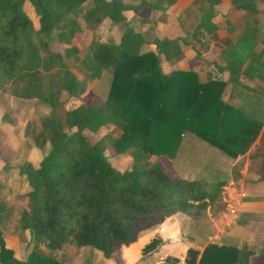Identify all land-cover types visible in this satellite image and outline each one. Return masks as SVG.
Returning <instances> with one entry per match:
<instances>
[{
	"label": "trees",
	"instance_id": "obj_1",
	"mask_svg": "<svg viewBox=\"0 0 264 264\" xmlns=\"http://www.w3.org/2000/svg\"><path fill=\"white\" fill-rule=\"evenodd\" d=\"M25 1L0 0V89L19 98L37 99L50 111L40 118L32 136L34 145L45 146L46 152L36 167L26 162L19 170L30 190L28 209L20 211L16 230L28 234L32 247L21 260L6 246L13 209L0 201V264H72L57 254L67 245L89 246L108 259L119 246L136 240L141 222L157 225L177 212L200 218L219 198L221 182L168 175L160 161H144L121 171L104 151L128 152L138 161L149 155L173 158L183 135L192 133L232 158L244 154L262 119L255 110L233 105L222 94L228 83L238 85L241 79L264 84V35L258 33L255 17L264 12V0H231L236 9L245 11V21L236 40L222 39L224 64L218 69L228 72L226 80L210 76L202 80L193 68L162 72L159 55L178 61L189 42L186 35L156 38L148 28L128 26L115 44L92 39L80 58L73 39L86 0H28L38 18L37 29L24 10ZM206 1L208 6L193 0L199 17L198 28L190 37L199 43L218 41L212 18L213 7L220 0ZM93 2L83 14L91 25L105 18L123 21L125 12L135 7L164 12L175 0ZM52 43L61 46L63 54ZM145 44L154 48L143 51ZM64 57L84 67L83 78ZM104 70L111 77L100 103H80L63 113L58 111L62 92L86 95L87 82L98 79ZM258 101L247 104L259 106ZM108 124L119 129L118 136L107 145L100 140L88 142L84 130L97 132ZM260 169L264 174V160ZM157 240L149 241L143 252L154 249ZM252 255L244 247L208 243L202 252L189 248L184 262L251 264ZM259 259L264 261V253Z\"/></svg>",
	"mask_w": 264,
	"mask_h": 264
},
{
	"label": "rangeland",
	"instance_id": "obj_2",
	"mask_svg": "<svg viewBox=\"0 0 264 264\" xmlns=\"http://www.w3.org/2000/svg\"><path fill=\"white\" fill-rule=\"evenodd\" d=\"M121 1L132 4L138 2V0ZM178 1L180 4L178 7H168L164 12L145 8V11L142 13L127 14L126 19L123 21L115 22L105 18L101 24L91 25L88 20H85L83 14L87 9L93 7L94 2L93 0H86L81 6V12L77 16L80 27L74 36L73 45L77 48L78 55L81 58L87 53L88 45L92 39L113 44L118 43L121 34L128 26L136 30L148 28L149 32L153 34L155 32L156 36L160 39L162 37H184L186 35V40L189 43L186 46L182 45L184 54L180 60H166L162 54L159 55L161 71L167 72L175 68H193L200 73L201 77H204V73H208V64L211 61L216 62V58L218 59V49L211 40L205 39L204 42L199 43L196 39L190 37V34L198 28L199 12L196 11L197 4H193L192 0ZM200 1L208 6L206 0ZM188 2L189 5L184 8L183 5ZM23 7L31 18L34 28L37 29L38 18L32 5L26 0ZM179 8L182 9L179 10ZM185 11L187 12L185 13ZM142 16L146 17L148 22H142ZM204 34L207 37L206 32ZM51 37L53 38L52 34ZM52 48L60 51L62 54L64 52L63 48L56 43H52ZM148 49V45L142 47L143 51ZM64 60L77 73L79 78H83L84 67L78 61L73 60L71 57H64ZM201 60L203 62H200ZM212 71L216 72V68H212ZM110 77V73L104 70L98 79L87 82L88 90L86 95L72 96L66 92H62L60 96L62 104L58 111L63 113L66 109L73 108L80 103H100L108 92ZM261 97L264 99V96ZM250 98L253 101L259 100V106L262 104V98L255 97L253 94H251ZM49 111L50 107L40 103L37 99L19 98L12 95L8 90L2 91L0 89V201L5 207L13 209L11 222L7 226L9 229L5 235V243L7 247L14 251L15 257L21 260L27 258L32 243L26 232L19 234L16 230V220L20 211L28 209L27 192L30 190L25 175L21 174L19 170L26 162L36 167L39 159L46 152L45 146L36 147L34 145L32 136L38 130L40 118ZM119 132V129L111 124L101 127L97 132L83 131L89 143L92 144L100 140L103 141V145H107L112 137L118 136ZM181 141L180 150L173 158L162 155H149L138 161L128 152L115 154L112 149L105 150L104 155L121 171L131 169L144 161L148 163L160 161L164 164L168 175L171 176H180L188 180L197 179L203 183L208 182L211 178H215V175L211 171L210 163H207L205 160L204 150L210 149L215 152V149L199 140L192 133H185ZM182 217V220H180L181 237L170 236L166 240H163L159 237L158 232L153 230L156 226L152 227L145 222H141L138 225L136 240L130 243L132 245H121L115 253H119L125 247V252L132 251L134 253V259L133 257L130 258L133 261L129 264H142L144 263V257L149 252L161 249L162 252L165 251L163 253L165 262L172 264L183 263V253L185 251L183 244L190 241L187 232H189L188 229L191 226V221L194 220L195 222L196 220H190L185 216ZM1 227H4V225H1ZM149 229H152V231ZM152 239H158L154 249L143 252V247ZM57 254L69 258L72 264H103V260L100 258V251L89 246L76 247L74 245H67L57 251Z\"/></svg>",
	"mask_w": 264,
	"mask_h": 264
},
{
	"label": "crops",
	"instance_id": "obj_3",
	"mask_svg": "<svg viewBox=\"0 0 264 264\" xmlns=\"http://www.w3.org/2000/svg\"><path fill=\"white\" fill-rule=\"evenodd\" d=\"M179 5V1L175 0L174 4L169 6V8L178 7ZM188 5L189 2L184 4L183 7L186 8ZM145 8L152 9L150 7H135L131 11L125 12V15L138 14L136 12L142 13L145 11ZM213 8L212 20L217 27L218 41L211 40V42L216 45L219 57L218 59L216 58V62L211 61L208 64V73H204V77H201L200 73H198L202 80H205L209 76L226 80L228 72L218 69V67L224 64L220 56L222 39L226 37L231 40L237 39L244 27L245 11L236 9L231 0H220ZM262 8H264L263 5ZM181 9L179 8V10ZM255 17L258 21V33L263 36L264 12H259ZM141 18L147 21L146 17L142 16ZM102 22H104V19L99 24ZM154 36L158 38L155 32ZM146 45H148L149 49L154 48L153 44H145L143 46ZM200 62L203 61L201 60ZM212 68H216V72H213ZM251 94L261 99V96H264V84L256 79L253 81L241 79V83L238 85L228 83L222 94V98L233 105L241 106L245 110H255V112H258V117L262 119V124L256 138L244 154L232 158L203 141L215 149V152L210 149L204 150L205 160L207 163H210L211 171L215 175V178L209 179L208 183H222L219 198L212 205H209L204 214L200 218L195 219V222L193 218L177 212L165 218L160 224L151 225L152 227L156 226L153 230L158 232L161 239L166 240L170 236L181 237L180 220H182V216L193 220L188 229L189 232H187L190 241L183 244L185 246L184 258L189 248L202 252L208 243H216L218 245L233 246L238 249L243 247L249 249L253 253L251 264H264V261L259 259L260 255L264 253V174L261 173L260 169L264 160V99L262 98L260 106L247 104L249 100L253 101L250 98ZM230 208L236 210V215L232 222H229ZM123 248L119 253L112 254L108 259L101 256L103 264H129L132 262L133 260H130V258L134 256V253L132 251L125 252V247ZM164 252L161 249L149 252L144 257V263L142 264H172L165 262Z\"/></svg>",
	"mask_w": 264,
	"mask_h": 264
},
{
	"label": "built area",
	"instance_id": "obj_4",
	"mask_svg": "<svg viewBox=\"0 0 264 264\" xmlns=\"http://www.w3.org/2000/svg\"><path fill=\"white\" fill-rule=\"evenodd\" d=\"M229 213H230L229 222H232L234 220V218H235L236 210L234 208H230L229 209Z\"/></svg>",
	"mask_w": 264,
	"mask_h": 264
}]
</instances>
